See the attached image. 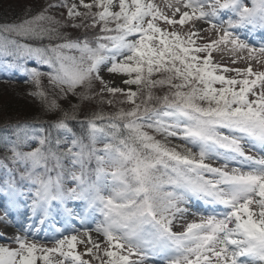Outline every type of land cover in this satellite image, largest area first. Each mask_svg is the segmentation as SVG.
Wrapping results in <instances>:
<instances>
[{
  "label": "snow or ice",
  "instance_id": "6c2138e0",
  "mask_svg": "<svg viewBox=\"0 0 264 264\" xmlns=\"http://www.w3.org/2000/svg\"><path fill=\"white\" fill-rule=\"evenodd\" d=\"M166 8L42 0L0 23V69L24 75L50 116L9 120L0 133L4 217L27 207L41 224L53 213L95 223L52 247L23 228L4 238L15 247L0 244V264H264V70L252 63L264 67V45L236 34L264 28V0ZM221 46L246 51L247 66L214 62ZM193 198L212 210L185 220Z\"/></svg>",
  "mask_w": 264,
  "mask_h": 264
},
{
  "label": "rangeland",
  "instance_id": "374dc122",
  "mask_svg": "<svg viewBox=\"0 0 264 264\" xmlns=\"http://www.w3.org/2000/svg\"><path fill=\"white\" fill-rule=\"evenodd\" d=\"M154 2L156 4H158L161 8H163L166 12H168L169 15H171V11L172 10L166 8V4L169 3V2L174 3L175 0H154ZM245 2L248 3L249 6H251V0H245ZM177 19H178V16H177ZM196 25H197L198 28L199 27H203V28L207 27V25L205 23L202 24V22H200V21L196 22ZM162 26L163 27H167L166 25H163V24H162ZM257 28H259V31L262 34L264 33V28L255 27L253 29H257ZM245 30H246L245 27L238 28V30L236 29V34L240 35V33L241 32L243 33ZM184 31H187V25L185 26ZM208 35L211 36L212 33H209ZM241 40L246 41V43L248 41V44L251 47H255L257 49H259L262 45H264V43H263L264 41H261V40L260 41L262 42V44H255V43L249 42L248 39H243V37L241 38ZM198 42H201V41H198ZM229 48H230V46H228V47L221 46L219 51H214L213 52L214 62L226 65V66H228L230 68H244V67H246L247 64L249 63V61L247 59L248 53L246 51L232 52V51L228 50ZM233 60H236L237 62L233 63L232 62ZM252 63H253L254 70H264V67H262V65L257 64L255 61H252ZM225 75L235 76L236 74L235 73H225ZM115 79H116L117 83H119L121 77L118 76ZM132 87H133V89H135L134 85ZM217 87H219L218 84H217ZM4 94H6V92H1L0 93V97H2L3 99H5V96H6ZM174 141L177 142L179 140L173 139V142ZM180 143L181 142H179L178 144H180ZM194 151H195V149H194ZM207 162L208 163H212L214 166H220L223 163V161H217L215 159L207 161ZM233 166H235V165H230V167H233ZM2 197L3 196H0V201H1V199H3ZM25 203H30V201H25ZM186 207H188L190 209V213L184 218L185 220H191V219H198L199 218L198 216H193L191 213H204V214H207L209 211L212 210V206L206 205L204 202H202L200 200H197L195 198H193L190 201V203L188 205H186ZM4 208L5 207L3 205H1V202H0V221H3V223H0V244H6L7 246H10V247H15L16 245L15 244H8V240H6L4 238L5 237L11 238V237L15 236L18 233L19 234H23V232H22L23 228H32L36 232L35 240H36V242L38 244H42V245L47 246V247H52L53 243H54V240L61 238L62 234L63 235L70 234L71 230L73 228L81 229V227H82V224L79 223L80 220H76L73 223V225H70V226H67L65 224H57V226H58L57 229L58 230H54V229L50 228V226L52 227L51 224L53 222H51V224L47 223V226H45V223L49 222L47 220H50V219H47L45 223L41 224L40 223L41 217H38L39 220H37L36 222H35V220L33 221V220L29 219L27 221V224H25L24 226L18 227V228H13L11 226V223H10V222L13 221L11 216H10V218H5L4 217ZM21 208H23V207H21ZM216 210L217 211H222L223 209L222 208H217ZM85 221L92 223V226L95 227V223L93 222V219H86ZM34 222H35V224H34ZM94 227L90 226L88 228L91 230V229H94ZM65 229H68V231H65ZM173 230L174 231H182V228L179 226V222L174 225ZM92 235H93V233H92ZM93 238H94V236H93ZM29 239H33V237L30 235ZM94 239L103 240V237L99 236L98 238H94ZM77 250L83 253L84 246L83 245H78L77 246ZM37 255H40V254L38 253ZM83 258L85 260L90 259V257L87 256V255H85ZM133 258H135V257H133ZM37 264H43V261L42 260H38Z\"/></svg>",
  "mask_w": 264,
  "mask_h": 264
},
{
  "label": "trees",
  "instance_id": "16d2710c",
  "mask_svg": "<svg viewBox=\"0 0 264 264\" xmlns=\"http://www.w3.org/2000/svg\"><path fill=\"white\" fill-rule=\"evenodd\" d=\"M42 0H0V23L11 22L17 20L22 15L23 9L28 6H39ZM62 11V10H61ZM74 34L82 30H71ZM35 64V62H30ZM43 70L47 71V66H42ZM26 77L16 69L7 71L0 69V93L6 92L5 99L0 97V133L4 130V125L9 120L15 119H31L37 116L41 119H48L50 116H41V107L39 102L32 97L26 95L32 85L25 84ZM44 84L47 86V78L44 79ZM217 86V85H216ZM64 107L68 106V101H59ZM72 102L76 103V98H72ZM95 101L90 105H82V107H95ZM127 107V105H125ZM178 144L179 142H173ZM0 177H3V172L0 171Z\"/></svg>",
  "mask_w": 264,
  "mask_h": 264
},
{
  "label": "bare ground",
  "instance_id": "6f19581e",
  "mask_svg": "<svg viewBox=\"0 0 264 264\" xmlns=\"http://www.w3.org/2000/svg\"><path fill=\"white\" fill-rule=\"evenodd\" d=\"M200 22H202V21H200ZM202 24H204V22H202ZM255 34H259L260 33V31L259 30H257V31H255L254 32ZM246 36L247 37H249V38H251V40H253V38L250 36V31H247V34H246ZM3 199H1V205H3L4 207L6 206V199L4 198V197H2ZM53 216L55 217L54 219H50V220H47V221H49V223L50 222H55L56 223V225L57 224H65V225H67V226H70V225H73V223L76 221V220H73L72 222H70V223H65V221H64V219H63V217L62 216H60V215H57V214H55V213H53ZM38 217H40V216H38V215H34L31 211H30V209L29 208H27V207H23V208H20L18 211H13L12 213H11V218L13 219V221L12 222H10L11 223V226L13 227V228H18V227H22V226H24L25 224H27V221L30 219V220H35V222L37 221V220H39V218ZM87 219H93L92 217H88ZM95 219L96 220H99V219H101V217H99V215L97 214V216L95 217ZM35 222H34V224H35ZM79 223H81L82 225H83V227H94V226H92V223H90V222H87V221H85V222H83V221H79ZM93 233V235L92 236H94V238H98L99 236H97V234L95 233V232H92Z\"/></svg>",
  "mask_w": 264,
  "mask_h": 264
}]
</instances>
